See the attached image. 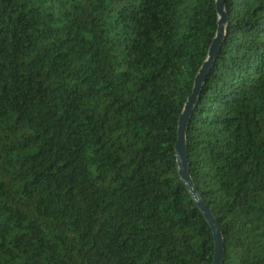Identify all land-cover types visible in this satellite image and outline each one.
<instances>
[{
  "label": "trees",
  "instance_id": "1",
  "mask_svg": "<svg viewBox=\"0 0 264 264\" xmlns=\"http://www.w3.org/2000/svg\"><path fill=\"white\" fill-rule=\"evenodd\" d=\"M190 120L223 264H264V0H225ZM217 0H0V264H214L180 118Z\"/></svg>",
  "mask_w": 264,
  "mask_h": 264
},
{
  "label": "water",
  "instance_id": "2",
  "mask_svg": "<svg viewBox=\"0 0 264 264\" xmlns=\"http://www.w3.org/2000/svg\"><path fill=\"white\" fill-rule=\"evenodd\" d=\"M217 10L220 18L217 37L214 40L213 45L211 46L208 59L205 62L197 78L194 93L189 98L185 106L184 112L180 118L179 139L176 150L180 177L186 184L192 198L196 202L198 208L204 214L206 220L208 221L213 230L216 245L214 264H223L226 258L224 236L219 227L218 221L216 220L213 212L210 210L208 205L204 202L201 195L199 194L193 181V178L190 174L189 152L187 142L188 127L190 120L193 116L194 108L197 104L201 91L205 83L207 82L208 77L210 76L214 62L217 56L219 55L220 49L226 36L229 15L226 12L225 0H217Z\"/></svg>",
  "mask_w": 264,
  "mask_h": 264
}]
</instances>
